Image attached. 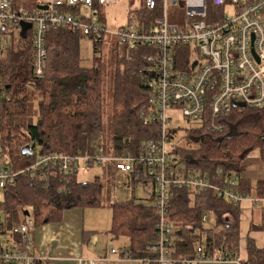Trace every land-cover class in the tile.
<instances>
[{
  "label": "trees",
  "instance_id": "obj_1",
  "mask_svg": "<svg viewBox=\"0 0 264 264\" xmlns=\"http://www.w3.org/2000/svg\"><path fill=\"white\" fill-rule=\"evenodd\" d=\"M99 8L94 7L97 15ZM63 10L80 15L77 8L63 5ZM137 13V19H132L133 13H130V22L144 19L146 23H152L160 15L159 10L152 12L144 5ZM99 22L105 26V17L99 15ZM105 35L85 36L81 31L67 28L49 29L46 34V70L42 78L34 75L30 32L25 38L19 35L16 45H4L0 39V155L15 169L28 166L37 155L92 153L103 144L104 141L100 144L97 140L104 125V79L99 54ZM83 37L92 42V67L85 66L80 54ZM128 46L123 56L119 53L115 56L117 73L111 92L109 145L118 153L124 149L136 151L141 144L159 135L157 124L144 125L141 118L148 108L147 82L156 73L154 63L147 61L154 49ZM217 123L221 127L195 124L182 138L189 147L172 146L179 166L190 174L206 176L212 183L220 185H229L226 181L235 177L238 183L234 188L252 195L249 184L240 180V174L247 168L252 151L260 149L264 153V108L235 111ZM172 133L177 134V130L173 129ZM30 142H35L33 155H23L22 148ZM72 179L73 183L66 191H59L63 186L58 179H52L47 185L19 177L14 190L4 193L0 202L8 227L18 223L20 211L25 206L33 209L32 214L39 224L60 219L67 209L102 205L103 184L99 180L78 181L76 176ZM136 185H142L149 199L144 202L133 197L113 204L111 234L115 238H128L129 246L124 251L130 257L144 258L148 255V247L157 238L159 215L154 206V184L142 181L131 184ZM258 195L264 196V191ZM241 205L218 199L212 191L172 188L169 220L177 232V252L193 257L197 245H200L206 253H231L232 259L239 257L242 264H264V249L259 248L252 238L246 241L247 258L240 257ZM207 212H214V229H206L202 224V216ZM250 230L264 231V220L260 226L251 225Z\"/></svg>",
  "mask_w": 264,
  "mask_h": 264
},
{
  "label": "built area",
  "instance_id": "obj_2",
  "mask_svg": "<svg viewBox=\"0 0 264 264\" xmlns=\"http://www.w3.org/2000/svg\"><path fill=\"white\" fill-rule=\"evenodd\" d=\"M117 1L0 0V39L6 42L8 35L21 32L22 23L31 24L28 32L33 41L34 75L42 78L46 70L48 30L67 28L85 36L106 34L105 26L92 25L94 16L88 18L82 11H94L95 6ZM63 5L77 8L80 15L65 12ZM143 5L152 12L159 10L160 15L152 23L144 19L132 21L114 35L133 49H154L147 61L154 63L156 73L148 79V108L141 118L144 125L157 124L159 135L136 151L107 152L99 145L92 153H52L42 155V159L37 155L28 166L19 169L0 155V192L9 193L19 177L47 185L58 179L63 186L59 191H66L74 176L77 178L94 166L113 168L126 177L130 186L134 181L154 184V206L159 219L157 238L144 258L135 259L124 250L112 249L111 254L121 253L124 259H135L139 264H242L239 257L232 259L231 253H206L200 245L193 257L177 252L178 236L169 220L172 188L212 191L218 199L234 205L244 202L260 205L264 196L240 192L234 188L235 177L226 181L229 185H220L206 176L183 170L170 145L175 135L169 112L177 109L187 122L217 128L221 127L217 120L235 111L264 108V0H143ZM228 6L233 9L231 14L226 11ZM177 9L184 11V21L180 23L172 18V11ZM190 51L197 56L191 58ZM25 146L32 156L35 142ZM25 212L22 209L18 223L8 227L0 208V264L44 262L32 252L37 223L32 213L26 216ZM209 213L202 216V224L208 221ZM214 228L215 221L211 229ZM101 263L100 259H89L79 264Z\"/></svg>",
  "mask_w": 264,
  "mask_h": 264
},
{
  "label": "crops",
  "instance_id": "obj_3",
  "mask_svg": "<svg viewBox=\"0 0 264 264\" xmlns=\"http://www.w3.org/2000/svg\"><path fill=\"white\" fill-rule=\"evenodd\" d=\"M138 9L130 12L133 13L132 19L139 18ZM179 10L172 11L173 21L177 23L184 21V17H181L177 12ZM174 12H176L175 15ZM130 13L128 18H130ZM101 169L103 175L113 177L117 174L121 175L113 168L102 167ZM121 177L126 178L123 175ZM96 180L103 184L102 195L104 196V182L97 175L92 181ZM240 180L249 184L252 197H260L258 193L264 191V153L260 149L254 150L248 156L247 168L240 174ZM115 203L123 202L109 199L108 202H102L101 206L87 208L77 206L65 210L60 219L56 221L37 224L33 232L31 246L34 256L41 258L44 261L42 264H79L80 261L89 259H100L102 260L101 264H139L135 260L136 258L127 260L121 253L115 255L110 253L112 249L119 252L129 246L127 237L115 238L111 234L112 205ZM256 208H261L260 224L253 223ZM240 213V257L246 259L247 238H252L259 248L264 249V231L250 230L251 225L260 226L263 223L264 203L253 205L250 202H244L240 206ZM122 238L125 239L116 246Z\"/></svg>",
  "mask_w": 264,
  "mask_h": 264
},
{
  "label": "rangeland",
  "instance_id": "obj_4",
  "mask_svg": "<svg viewBox=\"0 0 264 264\" xmlns=\"http://www.w3.org/2000/svg\"><path fill=\"white\" fill-rule=\"evenodd\" d=\"M132 1V2H130ZM133 3L132 5H130ZM143 5V0H118L116 3L112 5L101 6L99 8V15L105 17V26L107 33L105 38L102 39V45H100V62L103 65V116H104V125L103 128L98 133L99 139L97 140L98 143H102V147L105 151H113L110 149V133H109V122L111 120V113H112V99H111V92L113 88V79L117 73V62L115 60L116 54H120L121 56L124 55L127 44L120 43L117 38L115 37L114 33H116L121 27H126L130 23V19L128 18L129 13L134 10L138 9ZM179 10V9H177ZM226 11L230 14L233 12L232 7L228 6ZM181 17H184V11H177ZM82 14L88 18L94 16L93 20H91L92 25H100L99 22V15H97L94 11H82ZM174 15L176 12L173 13ZM8 43L4 42V45L8 44H17L20 40L19 33L15 32L13 36L10 34L7 36ZM129 47V46H128ZM80 54L82 59L84 60V64L86 67H92V59H93V46L92 42L88 37H83L80 41ZM191 58L196 57L193 52L190 51ZM169 116L172 117L171 127L177 130V134H175L174 139L171 141V146H179L189 147L186 145V141L182 142V138L185 136L187 130L192 129L195 127L194 123L187 122L182 116L181 112L177 109H173L169 112ZM253 153V151H252ZM251 154V153H250ZM249 154V155H250ZM39 159H42V155H38ZM102 167L94 166L90 168L86 173L79 175L78 181H92L95 179L97 175L102 179L104 182L103 193L104 196H100V201L108 202L110 199L111 201H118V202H126L133 197L137 199H142L144 202L145 200L149 199L148 192L142 187V185L130 186L126 178H122L121 175L117 174L114 177L103 175ZM107 174V173H106ZM28 179V178H27ZM29 180V179H28ZM31 181V180H30ZM38 183V182H37ZM12 189L11 191H13ZM10 191V192H11ZM4 199V195L0 192V202ZM22 207H24L22 205ZM25 211H28L29 214L34 212L31 207L25 206ZM261 208L255 209V215L253 218L254 224H260L261 222ZM215 221L214 215L209 213L208 221L204 224L206 229L213 227ZM204 240L205 235H202ZM125 239L122 238L118 242L116 246L120 245L121 241Z\"/></svg>",
  "mask_w": 264,
  "mask_h": 264
},
{
  "label": "water",
  "instance_id": "obj_5",
  "mask_svg": "<svg viewBox=\"0 0 264 264\" xmlns=\"http://www.w3.org/2000/svg\"><path fill=\"white\" fill-rule=\"evenodd\" d=\"M31 28H32V25H31V24H29V23H22V24H21V32L19 33L20 37L25 38L27 32H28L29 30H31ZM194 66H195V64H194ZM194 66H193V67H194ZM235 106H241V105L235 104ZM22 154H23V155H28V156H30V155L32 154V152L30 151V149H29L28 146H25V147L22 148ZM24 215L28 216V215H29L28 211H26V212L24 213Z\"/></svg>",
  "mask_w": 264,
  "mask_h": 264
}]
</instances>
